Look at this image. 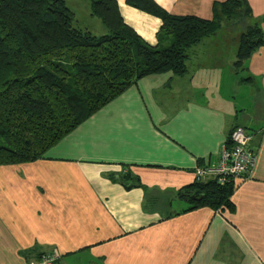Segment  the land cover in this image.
<instances>
[{
  "label": "crops",
  "instance_id": "1",
  "mask_svg": "<svg viewBox=\"0 0 264 264\" xmlns=\"http://www.w3.org/2000/svg\"><path fill=\"white\" fill-rule=\"evenodd\" d=\"M152 1L173 16L210 20L212 4L226 0ZM246 1L248 23L264 37V0ZM117 5L156 45L160 21ZM70 11L75 27L106 33ZM237 27L222 25L191 47L183 76L141 78L41 158L0 166V264L41 254L56 255L52 264H264V45L235 71ZM236 126L250 133L255 162L234 181L233 211L189 210L177 192L196 169L217 164Z\"/></svg>",
  "mask_w": 264,
  "mask_h": 264
},
{
  "label": "trees",
  "instance_id": "2",
  "mask_svg": "<svg viewBox=\"0 0 264 264\" xmlns=\"http://www.w3.org/2000/svg\"><path fill=\"white\" fill-rule=\"evenodd\" d=\"M88 2L89 14L101 23L104 35L75 27L63 0H0V166L41 158L141 78L183 76L187 51L223 24L243 28L235 71L264 45L259 25L248 23L246 0L213 3L210 20L170 15L152 0H125L160 21L154 46L123 21L117 0ZM234 189V180L222 185L215 179L194 181L177 197L189 210L233 211Z\"/></svg>",
  "mask_w": 264,
  "mask_h": 264
},
{
  "label": "built area",
  "instance_id": "3",
  "mask_svg": "<svg viewBox=\"0 0 264 264\" xmlns=\"http://www.w3.org/2000/svg\"><path fill=\"white\" fill-rule=\"evenodd\" d=\"M250 133L236 126L229 133L228 140L221 146L219 159L215 166L198 168L194 177L197 182L216 180L220 185L229 180L243 179L253 168L255 155L249 148ZM54 254H41L29 264H52Z\"/></svg>",
  "mask_w": 264,
  "mask_h": 264
},
{
  "label": "rangeland",
  "instance_id": "4",
  "mask_svg": "<svg viewBox=\"0 0 264 264\" xmlns=\"http://www.w3.org/2000/svg\"><path fill=\"white\" fill-rule=\"evenodd\" d=\"M63 1H65L68 4V6H69L68 8L70 10H73L74 12H76V14H77V23L80 26H84V23H85L84 21L86 20V23H87L88 20L90 19V18H88L87 11H86V10H88L87 6H89L88 0H86V1H84V0H63ZM89 21H90V23H99L98 20H96L95 18H93V22H92V20H89ZM224 26H227V25H224ZM240 29H242V27L241 26H238L237 27V31H238L237 34H239L240 32H242V30H240ZM238 36L239 35H237V37ZM228 47H229V44L227 45L226 48H228ZM228 50H230V48H228Z\"/></svg>",
  "mask_w": 264,
  "mask_h": 264
}]
</instances>
